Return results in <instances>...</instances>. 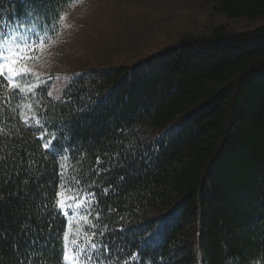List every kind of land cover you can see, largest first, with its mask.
Here are the masks:
<instances>
[{
  "label": "trees",
  "instance_id": "trees-1",
  "mask_svg": "<svg viewBox=\"0 0 264 264\" xmlns=\"http://www.w3.org/2000/svg\"><path fill=\"white\" fill-rule=\"evenodd\" d=\"M204 1L228 19L262 24L239 32L219 24L131 67L74 75L60 99L48 96L47 88L35 94L33 100L39 97L47 108H38V119L49 121V139L60 135L71 109L89 108L80 117L90 122L87 128L73 121L71 143L80 146L71 151L54 156L45 149L38 139L43 128L21 122L27 96L0 89V98L11 97L0 112V177L43 173L42 192L51 203L59 183L54 172L64 164L66 177L82 183L63 193L95 192L101 201L90 220L104 232L93 239L109 246L107 264H234L236 256L235 264H264V0ZM24 15L22 0H0L5 31ZM122 126L130 130L124 145L135 148L130 159L139 176L122 182L115 198L111 192L105 197L108 181L132 170L105 172L110 164L103 154L113 153L109 142L120 139L115 133ZM96 155L104 162L97 165ZM11 191L10 183L0 195ZM70 218L51 221L54 231L62 229L61 238ZM21 222L13 223L8 212L0 227L17 233ZM10 241L0 245L5 264H15Z\"/></svg>",
  "mask_w": 264,
  "mask_h": 264
},
{
  "label": "snow or ice",
  "instance_id": "snow-or-ice-1",
  "mask_svg": "<svg viewBox=\"0 0 264 264\" xmlns=\"http://www.w3.org/2000/svg\"><path fill=\"white\" fill-rule=\"evenodd\" d=\"M78 2L79 0H22L25 5L24 18L18 20L15 27L9 31L0 27V89L6 87L10 93L19 91L25 96L35 95L37 92L43 93L46 90L47 80L43 77H36L40 83L27 90L21 89L17 81L33 77V72L27 65L39 61L44 54L42 50L47 51L48 46L59 42L58 37L61 30L68 27L65 23L68 17L65 8ZM47 95L51 96L52 93L47 92ZM57 99L60 98L57 97ZM10 101L11 97L9 96L0 98V112H3ZM35 106L47 110L39 97L36 98ZM32 107L33 105L30 104L29 108ZM88 111L89 108L71 109L63 119L60 135L52 136L51 139H49L51 133L47 127H44L49 121L47 118L38 119L39 112L32 116H25L21 113L20 119L26 126H30V122L35 121L36 125L42 127L43 131L38 139L46 141L43 147L52 155L59 156L71 151L73 147L80 146L79 141L75 145L71 143L72 137L77 131V128L73 126V121H76L79 127L87 128L90 122L83 121L80 117ZM51 124L53 127H58L55 122H51ZM65 128L67 132L64 131ZM129 131L123 126L117 130L115 136L120 139H111L109 142V147L114 148L113 153L111 155L107 152L103 154L110 164L105 168V172L132 168L131 171H125L124 175H120L115 180L108 181V186L101 190V195L105 197L111 192L115 198L119 195L118 189L122 182L135 180L139 176V170L132 167L130 159V157L135 158V148L133 145H124L125 133ZM95 161L97 165L104 162L100 155H96ZM21 163L24 161L22 160ZM16 167L18 168V165ZM58 167L60 170L54 172V175L59 183L55 185L57 190L51 203H49L47 194L42 192L44 185L40 183V180L43 173L34 178L23 180L20 178L19 171L8 174L6 177H0V193L4 192L8 184L13 185V191L6 195H0V222L5 219L8 212L12 215L13 223L22 221L17 233L0 227V245L11 237L10 243L15 264H107L111 257L104 254L109 251V246L103 241L97 243L93 239L98 232L100 235H104V232L90 220L94 207L101 201L95 192H87L83 197L77 194L73 198H62L63 190H71L69 185H75L79 189L82 181L78 176L67 178L64 164H60ZM93 172L96 175L100 174L96 169H93ZM49 183L51 184V182ZM92 184L94 187L97 186L96 181H93ZM33 185L36 186L37 193H42L39 199L32 191ZM107 210L115 211L112 207H108ZM70 214L74 220L84 214L82 219L93 229L91 234L79 233L78 230L77 238L69 241L68 232L63 231L61 238L62 229L54 231L51 221L55 220L57 215H62L66 219ZM96 219L98 221L101 219L99 210L96 211ZM44 224H47V228L43 226ZM57 253H59L58 256ZM3 255V249L0 247V264H5L2 259ZM239 259V256L233 257L234 264Z\"/></svg>",
  "mask_w": 264,
  "mask_h": 264
},
{
  "label": "rangeland",
  "instance_id": "rangeland-1",
  "mask_svg": "<svg viewBox=\"0 0 264 264\" xmlns=\"http://www.w3.org/2000/svg\"><path fill=\"white\" fill-rule=\"evenodd\" d=\"M65 11L68 27L62 29L57 44L42 50L39 61L27 65L33 77L17 81L21 89L40 83L36 77H43L48 92L60 97L71 78L81 72L131 67L178 45L186 36L207 34L219 24L235 32L262 24V20L228 19L214 3L204 0H80ZM34 97L27 96L20 113L32 116L38 112ZM73 197L63 193L62 198ZM83 215L70 221L68 232Z\"/></svg>",
  "mask_w": 264,
  "mask_h": 264
}]
</instances>
